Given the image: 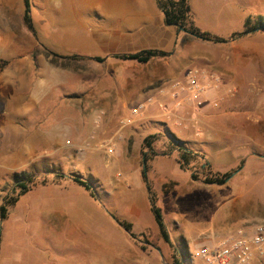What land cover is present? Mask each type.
Segmentation results:
<instances>
[{
    "label": "crops",
    "instance_id": "obj_1",
    "mask_svg": "<svg viewBox=\"0 0 264 264\" xmlns=\"http://www.w3.org/2000/svg\"><path fill=\"white\" fill-rule=\"evenodd\" d=\"M45 1H51L50 6L56 9L57 16L62 14L58 10L62 8L61 0ZM86 1H94L90 7L95 10L93 23L96 28L91 35L100 49L94 57L110 59L116 53L145 48L170 52L165 58L146 62L153 63V67L147 69L146 79L142 76L143 72L140 74L136 70L134 80L117 77L114 86H111V80H103L99 82L104 83L102 87L170 89L175 82L185 81L188 72L194 70L199 80L209 88L204 106L197 111L190 105L178 114L173 113L167 120L169 127L175 129L176 135L188 146L204 153L218 170L221 169L217 166L220 157H209L207 146L220 145L217 140L225 137L238 139L239 142L242 138H251V144L242 143L239 146L251 147V162L264 167V31H256L230 42L212 43L167 25L157 0ZM190 2L196 25L214 34L217 33L210 26L215 24L225 26L235 17L245 22L249 15H264L259 12L249 14L251 0ZM25 8L24 0H0V178H15L17 173L29 172L28 168L37 166L41 159L48 158L52 163L56 159L58 167H48L43 172L79 176L90 185L91 190L70 177L55 183L37 184L11 208L14 220L26 232L48 234L55 249L75 251L77 255L81 251L88 264H145L143 242L132 238L114 215L131 222L136 234L147 232L137 228L134 220L140 219L144 213H153L143 179V152L149 153L144 146V138L154 134V130L144 125L131 128V125L118 124L111 113L102 116L94 112L65 115V104L92 105L97 102L78 96V90L75 97L60 92L65 84V74L72 76V72H65L61 63L53 61V55L39 50L40 42L47 43V38H55L57 41L49 45L50 50L64 56L74 54L68 53V41L62 39L54 28L56 20H37L33 16L37 30L35 37L24 23ZM66 15L72 18L69 10L65 11ZM74 18L79 30L81 26L85 30L79 17ZM120 72L123 73L122 70ZM131 82L135 84L129 85ZM237 90L251 91V115L235 114L243 115L245 122L251 121V127H243L242 130H235L238 126L235 124L236 116L224 110L227 93L233 96ZM156 100L170 101V97L167 93L160 94ZM216 100L219 106L214 108L212 102ZM243 100L237 98L235 103H248ZM157 117L161 115L152 111L145 120L155 122ZM140 119L137 116L135 121ZM224 119L232 120L234 124H229L236 128L231 131L222 129L220 123ZM195 129L201 134L197 135ZM108 144L113 152H109ZM220 147L223 148L222 160L229 162L233 158L230 150L223 145ZM173 154L152 156L149 153L151 171H148V177L153 188L157 186L163 194H167L164 185L173 182L175 186L169 193L185 195L187 191L180 182L169 179L167 175L171 163L168 159H175ZM238 158L239 168L245 163V157L241 155L235 159ZM116 168H123L124 172H117ZM189 183L195 191L207 190L202 183L193 180L191 174ZM263 183L264 178H260L258 184ZM262 188L260 195L251 193V232L256 225L264 223L255 217L259 216V210H264ZM214 189L217 191L215 199L222 201V213L224 210L231 211L235 204L240 212L246 207L241 199L230 200L217 187ZM100 192L106 205L101 201ZM241 226L223 228L217 234H230L239 228L234 230L237 234L243 230ZM160 243L163 248L170 245L165 240ZM155 250L160 252L157 248ZM161 261L165 262L163 256L154 259L155 264ZM146 263L149 264V261Z\"/></svg>",
    "mask_w": 264,
    "mask_h": 264
},
{
    "label": "rangeland",
    "instance_id": "obj_2",
    "mask_svg": "<svg viewBox=\"0 0 264 264\" xmlns=\"http://www.w3.org/2000/svg\"><path fill=\"white\" fill-rule=\"evenodd\" d=\"M62 8L58 9L62 14L57 16L56 9L51 5V1L45 0H32V17L34 16L37 20L49 19L56 20L53 23L54 28L57 29L60 37L68 41L70 45L68 53L72 55H81L80 57H74L69 61H66L65 72H72V76L65 74V84L60 88V92L63 94L74 95L78 90V96L82 98H90L96 101V104H81V105H64L65 115L77 114V113H95L97 116H102L106 113H111L116 118L118 124H124L126 120L131 116L132 108L136 106L140 101L146 99L149 95L154 96L153 103L147 105L146 109L139 116L140 120H136L131 125V128L140 126H146L149 130H154V133H159L157 140L154 142L155 150L157 152H163L172 149L171 137L180 138L176 135L175 129L169 127L167 120L172 117L173 114H167L162 109L166 101H159L160 91L156 87H145V88H127L120 89L117 87H102L103 80H111V86H114V81L117 77L122 79L128 78L129 81L135 79L136 70L142 74L143 78L146 79L145 74L147 69L153 67V63H140L135 60H122L111 56L110 59H105L102 62L94 59L95 54L100 53V49L97 44L92 40L91 32L96 25H94L93 10L90 7L91 3L86 0H61ZM73 3L74 12L73 14ZM64 5V6H63ZM68 8V9H67ZM249 14L262 13L264 14V0H251V5L248 8ZM72 14V18L65 16V11ZM51 15V16H50ZM50 16V17H48ZM74 17H79L81 22L84 24L80 27ZM70 18V19H69ZM46 28V26H45ZM210 29L216 31L215 33L220 35L228 36L233 31H241L244 29V22L240 17H235L230 23L223 26L215 24L210 26ZM48 36L51 35L48 33ZM47 37V36H46ZM55 38H47L46 42L41 41L39 50L51 49L49 45L56 43ZM64 43V40H62ZM85 55V56H83ZM60 62V58H57ZM63 62V61H62ZM67 69V70H66ZM123 71L121 74L120 71ZM116 72V73H115ZM111 75V77H109ZM107 84V83H106ZM135 84L134 82L129 85ZM75 97V95H74ZM239 98L245 99L246 103L238 104L235 100ZM77 100V98H75ZM87 100V99H86ZM244 102V100L242 101ZM50 104V103H48ZM154 106V107H153ZM219 106V103H218ZM216 106V107H218ZM153 107V108H152ZM214 107V108H216ZM225 111H229L230 114H243L246 116L251 115V91L242 90L235 92V95H231L229 92L226 95V103L224 106ZM156 112L161 115L157 117V121H147L145 117L150 112ZM243 115L236 116V127H232L229 123L234 122L230 119H224L220 125L222 129L225 128L227 131L242 130L244 128L251 127V121L245 122ZM247 123V126H244ZM142 124V125H141ZM128 125V127L130 126ZM244 127V128H243ZM200 130L195 129L197 135ZM225 137L217 140V143L225 146V149L230 150V155L233 157L229 160H222L223 148L220 145L207 146L209 157H220V161L217 162V166L221 169H216L210 162V172L215 174L217 172L224 173L227 171H234L238 169L240 165L239 158L237 156L244 155L245 163H241L242 166L239 170H236L231 178L225 185H209L203 183L202 191L196 190L189 186L190 172L182 169L175 161L178 152L173 149V156L175 159H168L170 163V170L167 172L169 179H176L180 182V185L186 189L185 195H176L175 193H169L174 188L175 184L170 182L167 189L161 193L160 188L155 186V195L157 198V204L162 208L163 215L165 217L166 225L169 230L172 245H167L165 248L159 246V243L163 242L164 239L161 237L157 222L152 212L144 213V215L134 220L137 228H142L147 232L137 234V240L143 242L145 264L149 261V264H155L154 259L156 256L164 257L165 262L162 261L160 264H205L202 259L196 256V247L202 246L205 243L216 241L228 236L236 234L238 229H234L230 234L218 235L217 232L223 228L238 227L243 230H251V193L260 195L263 192V184H258L260 178H264V167L254 165L251 162V147H240L242 143L251 144V138H242L241 141L238 139ZM181 139V138H180ZM246 139V142L244 140ZM171 155V154H170ZM104 158V157H103ZM177 160V159H176ZM56 163V159H53ZM37 164V168H28L29 172L47 170L48 167H58V164L52 163L50 159H41ZM201 162L195 167V171L201 175ZM149 166V165H148ZM46 167V168H45ZM117 172H124L123 168H116ZM149 171L151 168L149 166ZM260 171V173H257ZM15 178L13 176H2L0 178V204L2 199L12 187L15 185L13 182ZM217 187L223 196H229L230 200L239 198L244 201L246 207L240 212L238 205L235 204L231 211L224 210L221 212L222 201L215 199L217 191L214 187ZM177 196V198H176ZM261 196H264L261 195ZM100 198L103 203L104 197L100 192ZM24 201V199L22 200ZM107 203H105L106 205ZM11 213V215H10ZM222 213V214H221ZM259 222H264V210H259ZM177 223V224H176ZM249 226V227H248ZM122 233L130 236L121 227ZM0 233L2 241L0 243V264H88L86 258H83L82 252L79 251L78 255L75 251L71 250H58L55 249L54 244L51 243L48 238V234H34L22 230V227L18 225V222L14 220L13 209L9 211L7 219L1 221L0 219ZM190 241H187V239ZM160 243V244H161ZM155 248L159 249L160 252L156 251ZM168 251V253H167ZM192 253L193 260L190 256ZM119 264V263H118ZM251 264H264V256L257 257Z\"/></svg>",
    "mask_w": 264,
    "mask_h": 264
},
{
    "label": "trees",
    "instance_id": "obj_3",
    "mask_svg": "<svg viewBox=\"0 0 264 264\" xmlns=\"http://www.w3.org/2000/svg\"><path fill=\"white\" fill-rule=\"evenodd\" d=\"M25 1V13H24V23L27 28L33 33L35 37H37V30L34 25L33 17H32V3L31 0H24ZM159 6L163 10L164 20L165 23L169 26H175L179 29V26L183 27L186 33L189 35H193L195 37L200 38L203 41H208L212 43H225L240 39L243 36L249 35L256 31H264V15H249L245 22H244V29L241 31H236L232 33L228 37L220 36L214 34L212 32L202 30L199 26L196 25L194 20V15L192 12V6L190 0H157ZM48 55H53V61L56 60L58 64H62L63 66L66 65V61L73 59L74 57H80L78 55L72 56H64L59 55L58 53L45 48ZM170 55L169 51L157 49V48H145L134 52H125V53H116L113 56L122 60H135L140 63L149 62L151 59L154 58H165ZM57 58L62 59L63 62H58ZM99 62L105 60V57L96 56L94 57ZM159 133H154L146 136L144 138V146L146 149L149 150L150 155H168L172 154L173 149L178 152L177 154V162L179 163L180 167L184 170L190 172L191 177L195 181H201L203 183L209 185H224L232 176V174L241 168V166L234 170V171H227L224 173H211L209 170L211 164L207 159L204 153H200L195 151L193 148L188 146L187 142L176 137H171V145L172 149L157 152L154 148V142L157 140ZM144 160H145V167L143 169V179L146 183L150 202L152 206V211L155 216V220L157 222L159 232L161 237L169 244L172 245L171 237L166 226L164 215L162 212V208L157 204V198L155 195L154 188L152 183L148 177V159L150 155L148 152L144 151ZM201 162V175L195 171V167ZM65 177L74 178L77 182L85 185L88 189L91 190L90 185L82 180L79 176L73 175H66L64 173L58 172L55 174H49L47 172H22L17 173L15 175V185L12 189L5 194L2 199V203L0 204V219L4 221L7 219L9 210L12 208L19 198L27 193L33 186L37 184H47L52 182H59L61 179ZM168 184L164 185V189H167ZM118 223L129 233V235L137 239V234L133 232V224L127 220H123L114 215ZM2 241L1 233H0V243ZM179 264V263H175Z\"/></svg>",
    "mask_w": 264,
    "mask_h": 264
},
{
    "label": "built area",
    "instance_id": "obj_4",
    "mask_svg": "<svg viewBox=\"0 0 264 264\" xmlns=\"http://www.w3.org/2000/svg\"><path fill=\"white\" fill-rule=\"evenodd\" d=\"M158 90L170 97V101L162 105V109L167 114H178L180 110L190 105L199 111L204 106L209 88L199 80L197 72L190 70L185 81L175 82L170 89ZM153 101L154 96L149 95L144 101L136 104L124 124H133L135 118ZM212 106H218V101H213ZM198 134H201V131ZM108 146L109 152H113V148L109 144ZM195 252L205 264H251L255 258L264 256V223L256 225L252 232L241 230L236 235L205 243L196 247ZM190 254L192 257V253Z\"/></svg>",
    "mask_w": 264,
    "mask_h": 264
},
{
    "label": "water",
    "instance_id": "obj_5",
    "mask_svg": "<svg viewBox=\"0 0 264 264\" xmlns=\"http://www.w3.org/2000/svg\"><path fill=\"white\" fill-rule=\"evenodd\" d=\"M179 29H180V30H183V31L185 30V29H184L183 27H181V26H179Z\"/></svg>",
    "mask_w": 264,
    "mask_h": 264
}]
</instances>
